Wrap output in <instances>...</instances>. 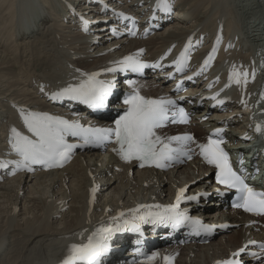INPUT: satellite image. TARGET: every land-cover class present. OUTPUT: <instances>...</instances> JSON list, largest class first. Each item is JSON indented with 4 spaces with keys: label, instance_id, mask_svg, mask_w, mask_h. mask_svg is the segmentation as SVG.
Segmentation results:
<instances>
[{
    "label": "bare ground",
    "instance_id": "1",
    "mask_svg": "<svg viewBox=\"0 0 264 264\" xmlns=\"http://www.w3.org/2000/svg\"><path fill=\"white\" fill-rule=\"evenodd\" d=\"M31 1L30 11L17 16V7L27 5V0H0V156L6 162L13 157L8 154L5 140L8 123H14L18 113L28 107L51 110L86 127H99L110 126L112 117L122 108L120 99L127 79L136 77L137 88L149 97L173 95L157 81L158 73L152 75L148 70L150 73L139 77L125 71L117 72L123 82L119 84L115 79L116 87L106 108L86 109L76 102L57 106L45 102L33 78L58 87L69 78L115 65L128 55L146 60L196 29L212 33L218 22L225 26L228 37L236 41L234 54L255 61L262 58L257 50L264 54V0H178L174 21L167 24L169 28L156 30L145 40L130 38L122 18L126 13L137 18L141 13L150 14L154 0H144L143 4H138L140 0H111L113 5L103 11L106 19L102 23H96L93 18L102 11L96 2ZM83 23H87L86 31L81 30ZM117 33L123 34L119 40L112 38ZM212 39L208 34L205 44H211ZM214 68L218 64L211 69ZM214 80L216 77L211 82ZM200 86L205 88V84ZM239 111V108L219 114L215 111L204 124L194 120V126L166 128L158 136L200 134L205 132L203 125L221 121L235 124V129L241 128V124L233 121ZM217 116L224 120L216 119ZM92 150L87 147L77 151L60 170L21 171L13 177L1 172L0 264H63L70 245L86 242L101 222L110 223L121 211L140 205H171L181 188L187 189L186 195L207 193L184 205L192 207L193 218L215 226L207 245L206 238L199 236L201 231H196L190 223L179 227L142 224L139 233H118L101 264H137L132 260L151 248L171 255L177 264H213L215 259L229 256L249 241L263 239L257 224L259 219L230 208L229 192L217 191L212 184V172L201 161L185 162L167 171L140 170L135 164H123L106 150ZM242 150L246 164L264 155L260 140L244 145ZM261 164L264 169V162ZM158 202L162 204H154ZM220 225H227L225 231L231 233L218 237ZM257 250V244L249 246L242 254L243 264H264V257L256 258Z\"/></svg>",
    "mask_w": 264,
    "mask_h": 264
},
{
    "label": "snow or ice",
    "instance_id": "2",
    "mask_svg": "<svg viewBox=\"0 0 264 264\" xmlns=\"http://www.w3.org/2000/svg\"><path fill=\"white\" fill-rule=\"evenodd\" d=\"M157 8L165 14L169 13L171 11L170 0H158ZM132 35H135V31L132 32ZM190 45L191 41H189ZM215 51L216 49H213V52ZM187 52L188 48L186 47L184 52H181L180 56L173 61L176 70L180 73L185 71V62L189 59ZM212 59V55H209L204 62L205 66ZM115 64L116 66L105 69L103 73H83L78 82L68 84L54 92L50 98H67L94 109H104L108 106L109 98L113 95L116 82L115 79H100L102 74H113L114 76L117 72L125 71L141 73L145 68L159 69L162 67L159 62L146 64L138 55H128ZM248 75L247 71H240L234 66L230 79L238 85L246 84ZM127 84L132 91L123 98L122 106L126 107L119 118L114 121V127H84L78 122H71L58 116L23 110V123L31 135H24L16 128L11 129V148L19 157V160L13 161V163L28 171L34 170L33 165H42L48 168L62 167L71 158L74 149L89 144L99 145L105 141H114L118 145L114 151L125 162L139 161L140 167L151 165L158 169H166L173 162H183V157L191 159L193 152L191 145L195 143L192 135L174 136L165 141L156 134V129L168 122H187L188 113L183 108H178L176 100L148 99L140 95L135 80H128ZM211 87L210 84L209 88ZM176 90H181L179 85ZM218 95L211 99L216 100L218 104L223 103L217 99ZM174 109H177L175 114L173 113ZM177 116L180 117L179 120H177ZM256 131H262L260 125L256 126ZM221 132L222 129L218 128L208 138L207 143L197 144L199 154L208 165H212L218 170L216 173L218 184L228 190L235 189L239 193L238 203L234 205L235 207L255 215H264V191H257L251 187L245 182L244 175L233 168L229 154L221 147L224 143L223 138H213V136L219 137ZM67 137H78L83 143H69ZM173 142L179 146L173 147ZM240 163L242 165L243 161ZM0 167H6V165L0 163ZM95 191L94 188L93 196ZM186 191V188L179 190L174 204L167 206L140 205L127 212L121 211L118 216L111 219L110 223L101 222L87 236L86 242L70 245L63 264H101L102 257L111 250V241L118 233H139L142 224L179 227L182 224L190 223L197 229L211 232L215 226L205 225L201 220L189 216L187 211L180 209L181 202L195 201L207 193L186 195ZM219 227H227V225ZM255 243V241H249L248 245L242 247L238 252L232 253L231 259L218 261L217 264H239L236 258ZM260 247L264 248V244H261ZM156 255L158 253L148 257V260H154ZM165 261L166 264H171L172 258L165 257Z\"/></svg>",
    "mask_w": 264,
    "mask_h": 264
},
{
    "label": "rangeland",
    "instance_id": "3",
    "mask_svg": "<svg viewBox=\"0 0 264 264\" xmlns=\"http://www.w3.org/2000/svg\"><path fill=\"white\" fill-rule=\"evenodd\" d=\"M103 1V0H102ZM105 2H107L108 0H104ZM118 1H121V0H118ZM110 5L112 6L113 4L112 3H110ZM32 8V1L31 0H27V5H23V6H19V7H17V12H16V15L17 16H24V15H26L29 11H30V9ZM76 9H79V8H76ZM82 9V8H81ZM77 11V10H76ZM100 14H102V13H100ZM99 19H101V20H103L104 19V16L102 15V16H99L98 17ZM175 19H176V17H175ZM168 29L169 27L168 26H166V27H164V29H163V31L165 30V29ZM166 29V30H167ZM113 37L112 38H114V39H120L121 37H116V36H114V35H112ZM117 76V74H115L113 77H116ZM108 77H111L110 75H108ZM122 79H119V82H121L122 83ZM118 82V81H117ZM174 135V134H173ZM93 150H95V149H93ZM185 163V162H184ZM184 163H182V164H184ZM28 173V172H27ZM18 174V173H17ZM15 176V175H14ZM13 177V176H12ZM100 196V195H99ZM99 200L100 199H98L97 200V202H99ZM207 203H208V200H207ZM206 203V204H207ZM154 204H162V203H154ZM209 205V204H208ZM133 209H135V208H133ZM128 211V210H127ZM127 211H124V212H127ZM227 228H228V226L227 227H221V228H219L220 229V231L219 232H221L220 233V235L218 236V237H220L221 235H223V234H229V233H231V231H225V230H227ZM213 236V235H212ZM217 237V238H218ZM211 238V237H210ZM220 239V238H219ZM211 240L209 239V242H210ZM209 242H207V243H205L206 245L209 243ZM182 246H184V242L182 243Z\"/></svg>",
    "mask_w": 264,
    "mask_h": 264
}]
</instances>
